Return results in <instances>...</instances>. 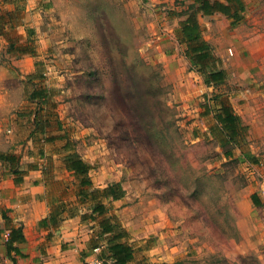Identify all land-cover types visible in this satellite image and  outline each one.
I'll use <instances>...</instances> for the list:
<instances>
[{"label": "rangeland", "instance_id": "374dc122", "mask_svg": "<svg viewBox=\"0 0 264 264\" xmlns=\"http://www.w3.org/2000/svg\"><path fill=\"white\" fill-rule=\"evenodd\" d=\"M148 2L60 0L34 33L52 41L43 77L55 84L65 148L96 179H120L130 217L171 234L185 263L264 264V201L248 206L253 191L264 199V0H243L242 22L219 38L224 60L205 68L172 37L195 4L174 0L172 12H154ZM218 69L224 81L205 84ZM229 99L250 120L237 146L258 153L254 165L208 135L214 106Z\"/></svg>", "mask_w": 264, "mask_h": 264}, {"label": "crops", "instance_id": "0c3cea01", "mask_svg": "<svg viewBox=\"0 0 264 264\" xmlns=\"http://www.w3.org/2000/svg\"><path fill=\"white\" fill-rule=\"evenodd\" d=\"M173 1L149 0L148 5L154 12H172ZM209 1L226 4V0ZM59 4L60 0H0V264H84L87 259L115 264L112 249L116 243L131 248L126 264H188L171 234H163L158 224L144 227L140 216V221L130 217L132 208L120 179L100 181L92 167L81 174L72 166L70 158L78 152L65 148L67 138L58 124L51 91L55 84L52 77H43L53 68L48 53L52 41L47 33L36 35L48 27L45 17ZM186 18L176 21L175 35L172 32L176 40L180 41L179 23ZM195 20L212 55L224 60L218 47L221 32L242 21L233 23L232 17L218 11L204 14L198 9ZM235 102L219 100L215 117L227 105L243 126L249 124L244 107ZM216 126L209 128L208 135L218 140ZM237 143L224 154L247 165L259 161L254 150L248 156L256 157V162L246 160V151ZM115 183L121 196L113 197L107 189ZM263 201L260 192L253 191L248 206ZM13 229H19L22 240L15 233L10 240Z\"/></svg>", "mask_w": 264, "mask_h": 264}, {"label": "trees", "instance_id": "16d2710c", "mask_svg": "<svg viewBox=\"0 0 264 264\" xmlns=\"http://www.w3.org/2000/svg\"><path fill=\"white\" fill-rule=\"evenodd\" d=\"M194 4H197V9L202 10L204 14L218 11L226 16L232 17L234 19L233 23H238L243 20L241 12L243 11L244 6L241 0H226V4L219 1H214L212 3L209 0H194ZM231 4H234L235 8L233 13L231 11ZM177 34L180 37L181 42L188 44V56L196 65L201 68H205L212 64V62L217 61L212 55L209 45L201 39L199 26L195 20V16L190 15L185 20L181 21L179 23ZM224 77L225 73L221 69L209 71L208 74L204 76V83L207 85H217L224 81ZM216 121L217 126L215 128V136H218V141L221 144H235L238 142L237 138L239 136V131L243 130L244 127L241 124L239 117L235 115L227 105L224 106L221 109V112L216 115ZM245 158L250 162H256V157L254 156H245ZM70 161L77 173L86 174L87 170L91 168L90 165L83 162L76 154L71 156ZM118 188L119 193H117ZM107 189L113 197L122 195V191L120 192V186L118 183L111 184ZM14 233L17 235L15 236L16 239H23L19 229H13L10 232V240L13 239ZM112 252L115 264H126L132 257L131 248L124 243H116Z\"/></svg>", "mask_w": 264, "mask_h": 264}, {"label": "built area", "instance_id": "2783aa9c", "mask_svg": "<svg viewBox=\"0 0 264 264\" xmlns=\"http://www.w3.org/2000/svg\"><path fill=\"white\" fill-rule=\"evenodd\" d=\"M7 236V234H5ZM84 264H104L103 261L99 259H87L84 261Z\"/></svg>", "mask_w": 264, "mask_h": 264}]
</instances>
